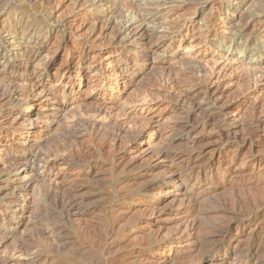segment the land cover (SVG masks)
Here are the masks:
<instances>
[{"label": "rangeland", "instance_id": "1", "mask_svg": "<svg viewBox=\"0 0 264 264\" xmlns=\"http://www.w3.org/2000/svg\"><path fill=\"white\" fill-rule=\"evenodd\" d=\"M263 200L264 0H0V264H264Z\"/></svg>", "mask_w": 264, "mask_h": 264}, {"label": "bare ground", "instance_id": "2", "mask_svg": "<svg viewBox=\"0 0 264 264\" xmlns=\"http://www.w3.org/2000/svg\"><path fill=\"white\" fill-rule=\"evenodd\" d=\"M213 74V73H212ZM222 75V74H221ZM211 76V75H210ZM216 76V75H215ZM222 77V76H221ZM223 77H224V75H223ZM215 79V78H214ZM218 80V79H217ZM11 81V80H10ZM219 81V80H218ZM221 81V80H220ZM207 82V81H206ZM211 82H212V79H211ZM212 84V83H211ZM7 92V91H6ZM8 93V92H7ZM2 95H3V93H1ZM6 94V93H5ZM15 96V95H14ZM3 100V99H2ZM198 108V107H197ZM28 119H26V121H27ZM25 121V120H24ZM27 132V131H26ZM69 159V158H68ZM70 162V161H69ZM175 172V171H174ZM173 172V173H174ZM177 174V173H176ZM171 179V178H170ZM59 192V191H58ZM63 192V191H62ZM64 193V192H63ZM59 198V197H58ZM80 198H81V196L79 197V195L77 194V192H76V190H75V188L74 189H68V191H66L64 194H62V196H61V198H60V202H61V204H62V207H63V209L62 210H64L67 214H72V213H80L83 209H82V207H81V204H83L81 201H80ZM56 199V198H55ZM237 201V200H236ZM264 201V200H263ZM234 202V201H233ZM254 202V201H253ZM258 203V202H257ZM235 204V203H234ZM241 204V203H240ZM262 204V203H261ZM251 205V204H250ZM83 206V205H82ZM242 206V205H241ZM252 206H253V204H252ZM251 206V207H252ZM256 206V205H255ZM56 207V206H55ZM221 207V206H220ZM232 207V206H231ZM242 207H244V206H242ZM258 207V206H257ZM59 208V207H58ZM240 208V207H239ZM249 208V207H248ZM254 208V207H253ZM259 208V207H258ZM247 209V208H246ZM245 209V210H246ZM251 209V208H250ZM238 210V209H237ZM254 210V209H253ZM244 211V210H243ZM249 211H251V210H249ZM87 212V211H86ZM248 212V211H247ZM84 213V212H83ZM237 213V212H236ZM245 213V212H244ZM61 214V213H60ZM65 214V213H64ZM232 214V213H231ZM248 214V213H247ZM253 214V213H252ZM239 215V214H238ZM236 217V216H235ZM238 218V217H237ZM252 218V217H251ZM85 225V224H84ZM225 225V224H224ZM87 226V225H86ZM193 227V226H192ZM192 227H189V228H192ZM215 227V226H214ZM229 227V226H228ZM82 228V227H81ZM223 228V227H222ZM226 228V227H225ZM85 229L86 228H84V231H85ZM89 229V228H88ZM88 229H87V231H88ZM213 229V228H212ZM216 229V228H215ZM184 230V229H183ZM222 230H224V229H222ZM226 230H227V228H226ZM81 231V230H80ZM83 231V230H82ZM83 231V232H84ZM202 232L204 231V230H201ZM211 231V230H210ZM214 231V230H213ZM82 232V234H84ZM209 232V231H208ZM222 232V231H221ZM214 233V232H213ZM212 233V234H213ZM189 235V234H188ZM204 235V234H203ZM211 235V234H210ZM223 235V234H222ZM181 236V235H180ZM206 237V236H205ZM211 237V236H210ZM218 237V236H217ZM220 237V236H219ZM211 238H213V237H211ZM221 238V237H220ZM203 239V238H202ZM210 239V238H209ZM209 239H206V240H209ZM216 239V238H215ZM222 239V238H221ZM205 240V239H204ZM203 240V241H204ZM214 240V239H213ZM212 240V241H213ZM223 240V239H222ZM58 241V240H57ZM194 241H197V239L196 240H194ZM193 241V242H194ZM211 240L209 241V242H212ZM216 241V240H215ZM264 242V241H263ZM58 243V242H57ZM200 243V242H199ZM207 243V242H206ZM216 243V242H215ZM214 243V244H215ZM217 243H218V240H217ZM59 244H61V242L59 243ZM203 244V243H202ZM220 244V243H219ZM62 245V244H61ZM206 245V244H205ZM209 245V244H208ZM211 245V244H210ZM63 246V245H62ZM61 246V247H62ZM201 246V245H200ZM199 246V247H200ZM207 246V245H206ZM29 247V246H28ZM27 247V248H28ZM57 247V246H56ZM59 247V246H58ZM198 247V248H199ZM201 247H203L204 248V246H201ZM219 248V246L218 245H211V246H209V247H206V251H208V252H213V251H216L217 249ZM200 250H202L203 251V249H200ZM16 251V250H15ZM19 253H20V251H23L22 250V248H21V246H19V248H18V250H17ZM205 251V252H206ZM198 252H199V250H198ZM204 252V253H205ZM242 252V251H241ZM244 252V251H243ZM16 253V252H15ZM14 253V254H15ZM201 255H203L202 253H200ZM207 254V253H206ZM213 254V253H212ZM13 255V254H12ZM17 255V254H16ZM257 255V254H256ZM17 256H20V255H17ZM204 256V255H203ZM203 258V257H202ZM202 258H201V260H202ZM246 259V258H245ZM255 259V258H254ZM242 261V260H241ZM239 262V261H238ZM244 262H246V261H244ZM243 262V263H244ZM262 262V261H261ZM260 262V263H261ZM240 263V262H239ZM251 263V262H250ZM215 264V263H214ZM218 264V263H217ZM222 264V263H221ZM236 264H238V263H236ZM242 264V263H241Z\"/></svg>", "mask_w": 264, "mask_h": 264}]
</instances>
